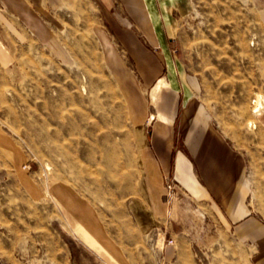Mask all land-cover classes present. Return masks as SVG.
I'll list each match as a JSON object with an SVG mask.
<instances>
[{"label":"rangeland","instance_id":"374dc122","mask_svg":"<svg viewBox=\"0 0 264 264\" xmlns=\"http://www.w3.org/2000/svg\"><path fill=\"white\" fill-rule=\"evenodd\" d=\"M169 2L173 50L201 83L217 128L243 153L249 215L264 221V0ZM64 3L61 45L70 62L41 42L23 46L12 64L0 59V257L7 264H122L75 232V219L83 224L58 194L66 186L93 208L131 264H163L164 237L143 233L134 214L145 211L136 120L98 38L108 18L135 24L121 0ZM117 52L150 105L153 88L144 86L125 47ZM159 121L148 127L162 131ZM176 188L167 197L175 228H155L177 244L217 242L207 249L213 258L246 264L251 248L237 243L247 241Z\"/></svg>","mask_w":264,"mask_h":264},{"label":"crops","instance_id":"0c3cea01","mask_svg":"<svg viewBox=\"0 0 264 264\" xmlns=\"http://www.w3.org/2000/svg\"><path fill=\"white\" fill-rule=\"evenodd\" d=\"M121 1L132 17L135 29L112 17L108 18L111 27L102 25L98 38L136 120L137 143L142 158L140 195L145 206V211L136 210L134 213L139 229L146 234L155 232L157 239L159 235L164 237L163 264H223V258H213L207 252L217 242L201 246L185 240L177 244L172 235L169 238L165 235L167 230L155 228L156 223L175 228V219L170 212L171 201L167 197L180 186L191 203L205 206L227 231L236 232L247 241L237 243L251 248L246 264H264V221L257 214L249 215L250 185L245 157L217 128L202 98L201 83L189 73L173 50V16L169 0ZM2 2L0 59L4 63L12 64L18 50L38 42L51 49L63 62H70L69 51L61 45L65 39L64 0ZM111 2L113 5V0ZM147 25L153 27V32L147 29ZM147 33L157 44L150 42ZM119 45L128 51L144 86L153 88L150 105L145 103L119 57ZM156 116L161 119L159 123L163 129L160 132L148 127L149 120ZM58 194L73 207L86 227L75 219V226H79L75 232L82 241L93 249L101 250L103 245L119 262L131 264L123 246L107 228H103L88 203L66 186H60ZM59 204L71 222L69 213ZM171 239L175 243H169ZM250 241L251 245L248 244ZM0 264L7 263L0 257ZM234 264L241 262L237 260Z\"/></svg>","mask_w":264,"mask_h":264},{"label":"built area","instance_id":"2783aa9c","mask_svg":"<svg viewBox=\"0 0 264 264\" xmlns=\"http://www.w3.org/2000/svg\"><path fill=\"white\" fill-rule=\"evenodd\" d=\"M169 243L173 244V243H174V241L171 239V240H169Z\"/></svg>","mask_w":264,"mask_h":264}]
</instances>
